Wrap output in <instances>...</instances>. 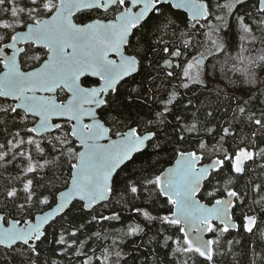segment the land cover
I'll return each instance as SVG.
<instances>
[{
	"label": "snow or ice",
	"instance_id": "obj_1",
	"mask_svg": "<svg viewBox=\"0 0 264 264\" xmlns=\"http://www.w3.org/2000/svg\"><path fill=\"white\" fill-rule=\"evenodd\" d=\"M245 2L217 0L213 12L210 0H0V264H59L45 251L69 264H215L225 244L232 251L225 234L239 231L238 219L254 232L264 215V179L253 175L264 173V108L225 85L215 105L188 99L190 116L174 112L179 88H208L207 57L190 51L201 46L197 37L230 30L234 16L240 50L220 70L264 95V0L236 15ZM178 12L187 14L183 28ZM210 43L226 50L222 40ZM145 61L156 74L137 82ZM121 97L160 108L126 116ZM169 145L170 166L156 161L120 176ZM10 166L16 174L4 177ZM118 193L115 203L130 204L141 222L88 232L122 220L119 210L101 211ZM132 237H147L134 245L138 256L123 250Z\"/></svg>",
	"mask_w": 264,
	"mask_h": 264
},
{
	"label": "trees",
	"instance_id": "obj_2",
	"mask_svg": "<svg viewBox=\"0 0 264 264\" xmlns=\"http://www.w3.org/2000/svg\"><path fill=\"white\" fill-rule=\"evenodd\" d=\"M212 6H213V12H215V4L217 0H210ZM258 4V0H246L243 7L239 9V11L236 13V15H242L246 12H253L256 11V6ZM178 11V10H173ZM187 21V14L186 13H180L178 12V20L177 22L181 25L183 28L184 23ZM203 22V21H202ZM230 30L229 28L225 27L223 31L218 32L215 34L217 37V41L220 42L221 40L225 42L226 44V50L221 53L218 50H212L208 51L206 50L207 43L210 42L209 36H205L203 34L199 35L197 37L198 41L200 42V45L197 49H192L191 54L196 55L198 52H204L207 59L203 63L204 70L206 71V81L208 84L207 90L201 88L198 85H192L191 90L189 89H183L179 88V97H178V104L176 105L174 112L175 114H181L184 116H190L191 110L185 111L184 110V103L187 102L188 99H192L194 104H197L198 102L200 104H203L205 101H211L213 105L217 103L216 96L217 92L216 89L218 88H225V85H228V88L225 89L226 91L229 90H235V95L237 98L241 100H249L250 97L252 98L250 103L251 105L259 110L261 108H264V95H261L259 92L256 91L255 88H250L246 83H243L242 80L238 79L239 74L238 73H229L228 77H225L221 72V66L224 64L226 60L229 61V66H231V61L229 60L230 57H235L237 53L240 50V35H239V28L235 21V16L230 19ZM213 23H215V20L213 18ZM207 28L201 29V33L207 32ZM219 38V39H218ZM230 45V46H228ZM152 59H156L155 57H150ZM151 72L152 75H155L156 72L154 68H148L147 67V61H145V71L139 75L136 76V81L139 82L146 78L147 74ZM257 76L260 81H264V71L257 70ZM234 81V83H229V81ZM217 81H220L217 83ZM160 81H157L159 83ZM172 84H175L176 81H172ZM132 81H128L127 84L123 85L121 90L124 92H127V90L131 87ZM259 87L261 89H264V83L260 84ZM161 98H165V94L163 92L157 94ZM121 100L123 101L121 111L125 113V115H132L136 116L137 114L141 116H150L152 111L158 110L160 108L159 101H152L149 104H142L139 100L133 99L131 103L127 102L125 97H121ZM225 104L229 103L228 101H224ZM106 118L110 119V115H108V110H105ZM224 113L221 110L219 113V116H223ZM170 120H172L173 125H175L176 121L170 116ZM174 156L173 147L171 145L168 146V148L165 151H161L159 155H154L153 150L149 149L148 152L139 158L135 163H130L126 168L123 169V171H120L121 177H130V176H137L139 173L136 171V169L140 168L141 165L143 167H148L150 163H155L156 161H159V164L157 167L163 168L168 167L170 163L173 162L172 157ZM250 163V162H249ZM11 175L16 174V170H13L11 166L9 167V172H4L3 176L7 177ZM254 176L258 177L257 182H259L260 179H264V173H260L259 169H257L254 173ZM247 180V177L244 181H241V184L245 183ZM2 183V182H0ZM122 190V189H121ZM119 198V193L117 196L113 199L112 204L110 205L109 209H101V211L104 212L105 215L109 214L111 210H119L121 211L122 220L117 223L115 221L113 222H107L105 221L103 224V227L100 225H90L88 227V232L101 230L104 229H111L113 227L119 229V228H127L129 225L135 223L141 222V218L136 216L134 213L131 212V205L129 204L127 207L124 206L123 203L116 204L115 199ZM134 203L137 205L141 204V201L137 200ZM239 212H237V217L239 218ZM258 215V227L254 229L253 233H248L244 231L243 229V221L242 219H238L237 222L241 224V227L239 231H231L226 235V239L232 240L233 245L232 251H227V245L225 244V247L223 249H220V252H223V255H220L219 253L215 257V264H264V215L257 214ZM154 231V230H153ZM52 229H49V240L52 239L51 235ZM153 233L149 232V236H151ZM81 239H84V236H81ZM147 237H132L129 238L126 241V244L123 246V250L125 252L131 253L134 256H138L139 253L133 252L134 245L141 244L143 241H146ZM99 242H88V248H95L97 247V244ZM45 249L48 248H56L59 250L58 245L55 244H45ZM143 251V249H141ZM158 254L160 255V259L163 261L165 258L163 256V251L158 249ZM99 250L97 251V255H99ZM44 257L48 258L51 257L52 259H56L59 261V264H69V258L64 257L61 259L59 256L55 255L52 252L45 251ZM82 259V258H81ZM71 264H80V260L76 258H71ZM129 264H134L132 259H129ZM135 264H142V258L140 260L135 261Z\"/></svg>",
	"mask_w": 264,
	"mask_h": 264
},
{
	"label": "rangeland",
	"instance_id": "obj_3",
	"mask_svg": "<svg viewBox=\"0 0 264 264\" xmlns=\"http://www.w3.org/2000/svg\"><path fill=\"white\" fill-rule=\"evenodd\" d=\"M208 39L211 40H217V37L215 35H211ZM218 42V41H217ZM219 43V42H218ZM207 52L212 50H217L210 42L207 43V46L205 47ZM195 71V70H194Z\"/></svg>",
	"mask_w": 264,
	"mask_h": 264
},
{
	"label": "water",
	"instance_id": "obj_4",
	"mask_svg": "<svg viewBox=\"0 0 264 264\" xmlns=\"http://www.w3.org/2000/svg\"><path fill=\"white\" fill-rule=\"evenodd\" d=\"M204 63V62H203ZM174 162V161H173ZM168 166H170V165H168Z\"/></svg>",
	"mask_w": 264,
	"mask_h": 264
}]
</instances>
